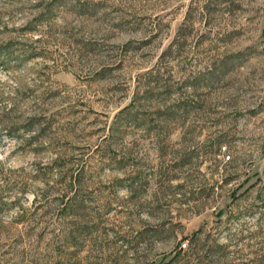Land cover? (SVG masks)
Instances as JSON below:
<instances>
[{"label":"rangeland","instance_id":"obj_1","mask_svg":"<svg viewBox=\"0 0 264 264\" xmlns=\"http://www.w3.org/2000/svg\"><path fill=\"white\" fill-rule=\"evenodd\" d=\"M0 264H264V0H0Z\"/></svg>","mask_w":264,"mask_h":264},{"label":"trees","instance_id":"obj_2","mask_svg":"<svg viewBox=\"0 0 264 264\" xmlns=\"http://www.w3.org/2000/svg\"><path fill=\"white\" fill-rule=\"evenodd\" d=\"M228 159H229V157H227L226 161H228ZM226 181H229V180L227 179V180H225L224 182H226ZM68 185L70 186V184H68ZM195 241H196V243H197V240L195 239L194 236L190 237V239H189V244H190V246L194 247V246H195ZM184 247H185V246H184Z\"/></svg>","mask_w":264,"mask_h":264},{"label":"built area","instance_id":"obj_3","mask_svg":"<svg viewBox=\"0 0 264 264\" xmlns=\"http://www.w3.org/2000/svg\"><path fill=\"white\" fill-rule=\"evenodd\" d=\"M225 159H227V157ZM182 248H184V245H182Z\"/></svg>","mask_w":264,"mask_h":264}]
</instances>
